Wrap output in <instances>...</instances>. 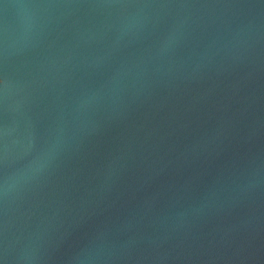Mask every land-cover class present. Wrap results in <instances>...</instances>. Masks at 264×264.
<instances>
[{
    "label": "water",
    "instance_id": "1",
    "mask_svg": "<svg viewBox=\"0 0 264 264\" xmlns=\"http://www.w3.org/2000/svg\"><path fill=\"white\" fill-rule=\"evenodd\" d=\"M0 264H264V0H0Z\"/></svg>",
    "mask_w": 264,
    "mask_h": 264
}]
</instances>
